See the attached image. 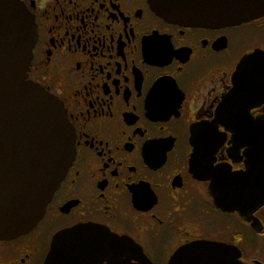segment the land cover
I'll use <instances>...</instances> for the list:
<instances>
[{"label":"flooded vegetation","instance_id":"obj_1","mask_svg":"<svg viewBox=\"0 0 264 264\" xmlns=\"http://www.w3.org/2000/svg\"><path fill=\"white\" fill-rule=\"evenodd\" d=\"M21 1L37 31L28 79L63 104L76 157L38 225L0 241V264H44L54 237L79 227L131 239L151 264L181 252L185 264L197 243L264 264V206L226 213L210 190L264 166V69L238 72L264 53V16L183 27L148 0Z\"/></svg>","mask_w":264,"mask_h":264},{"label":"water","instance_id":"obj_2","mask_svg":"<svg viewBox=\"0 0 264 264\" xmlns=\"http://www.w3.org/2000/svg\"><path fill=\"white\" fill-rule=\"evenodd\" d=\"M148 2L160 18L183 27L234 26L264 16V0ZM36 42L34 16L25 4L0 0V241L17 239L38 225L76 157L75 134L63 104L28 79ZM256 69H264L262 52L242 61L239 76ZM241 90L238 85L236 92ZM195 135L191 144L198 149ZM196 158L190 167L198 174ZM224 173L210 187L216 207L244 216L264 206V166ZM192 248L198 251L185 264H240L225 246L197 243ZM75 256L82 263L89 257L99 263L151 264L134 241L96 227L57 234L44 264H73Z\"/></svg>","mask_w":264,"mask_h":264}]
</instances>
